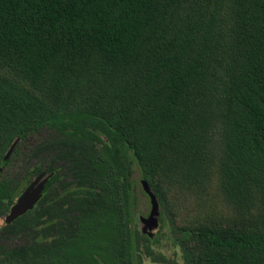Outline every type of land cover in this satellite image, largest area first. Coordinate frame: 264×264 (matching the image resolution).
Instances as JSON below:
<instances>
[{
	"label": "trees",
	"instance_id": "1",
	"mask_svg": "<svg viewBox=\"0 0 264 264\" xmlns=\"http://www.w3.org/2000/svg\"><path fill=\"white\" fill-rule=\"evenodd\" d=\"M214 140L223 198L259 223L140 230L135 165L163 227ZM42 172L0 264H167L163 238L183 264H264V0H0V218Z\"/></svg>",
	"mask_w": 264,
	"mask_h": 264
},
{
	"label": "rangeland",
	"instance_id": "2",
	"mask_svg": "<svg viewBox=\"0 0 264 264\" xmlns=\"http://www.w3.org/2000/svg\"><path fill=\"white\" fill-rule=\"evenodd\" d=\"M214 147L206 160L208 164V172L206 178L200 181H189L172 186L168 194V207L161 212L165 219L163 227H157L153 231L155 233L162 231H174L178 237L182 238L181 230L183 227L195 225L197 223H242V224H258L259 218L256 214H241L232 207L228 206L222 196L220 185L218 166L223 146L221 142L213 141ZM133 178L135 184V211L139 229L143 227L141 216H149L152 206L147 193L141 184V173L135 165ZM181 182V181H180ZM172 211H170V210ZM5 224V217L0 218V227ZM162 227V228H161ZM172 241V240H171ZM171 241L163 238L161 250L165 253L169 260H177L178 264H183V248L177 246L171 248ZM177 252L178 256L174 255ZM144 264H157L151 258L144 260ZM162 264V263H158Z\"/></svg>",
	"mask_w": 264,
	"mask_h": 264
},
{
	"label": "water",
	"instance_id": "3",
	"mask_svg": "<svg viewBox=\"0 0 264 264\" xmlns=\"http://www.w3.org/2000/svg\"><path fill=\"white\" fill-rule=\"evenodd\" d=\"M18 143V139L14 141L10 149L6 154V158L11 154L14 147ZM45 176V172L39 174L29 185L22 191L17 197L16 202L12 205L10 212L6 216V222L10 223L19 216L25 214L28 210L34 208L38 200L42 197L45 183L48 180V176ZM44 177V178H43ZM144 191L150 198L151 201V212L149 216H141V222L143 223L142 230L145 233L154 235V229L159 226V215H160V204L156 194L150 187L149 182L146 179L141 180Z\"/></svg>",
	"mask_w": 264,
	"mask_h": 264
},
{
	"label": "flooded vegetation",
	"instance_id": "4",
	"mask_svg": "<svg viewBox=\"0 0 264 264\" xmlns=\"http://www.w3.org/2000/svg\"><path fill=\"white\" fill-rule=\"evenodd\" d=\"M47 176H48V175H47L46 172H45V176H44V177H47ZM36 177H37V176H36ZM36 177H35V178H36ZM44 177H43V178H44ZM35 178H34V179H35ZM34 179H33V180H34ZM38 201H39V200H38ZM36 204H37V203H36ZM32 209H33V208H32ZM30 210H31V209H30ZM28 211H29V210H28ZM28 211H27V212H28ZM27 212H26V213H27ZM19 217H20V216H19ZM1 218H2V217H1ZM5 221H6V216H5ZM5 224H6V223H5ZM0 243L2 244V242H0Z\"/></svg>",
	"mask_w": 264,
	"mask_h": 264
}]
</instances>
